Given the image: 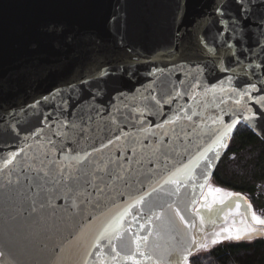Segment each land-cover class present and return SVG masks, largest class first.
<instances>
[{
    "label": "water",
    "instance_id": "water-1",
    "mask_svg": "<svg viewBox=\"0 0 264 264\" xmlns=\"http://www.w3.org/2000/svg\"><path fill=\"white\" fill-rule=\"evenodd\" d=\"M52 23L62 31L49 33ZM261 97L264 0H0V264H113L105 241L91 247L102 223L238 120L207 180L148 198L192 219L239 125L264 141ZM240 197L203 233L197 217V237L244 212L242 194L225 205ZM146 214L130 210L125 237L160 223ZM154 242L167 264L175 242Z\"/></svg>",
    "mask_w": 264,
    "mask_h": 264
},
{
    "label": "snow or ice",
    "instance_id": "snow-or-ice-1",
    "mask_svg": "<svg viewBox=\"0 0 264 264\" xmlns=\"http://www.w3.org/2000/svg\"><path fill=\"white\" fill-rule=\"evenodd\" d=\"M47 31L49 33L57 34L62 31V26L56 23L48 25ZM99 75H106V69H101L98 73ZM255 88V85H252ZM245 92H238L237 103L243 99ZM258 102H264V97H261ZM160 102L157 101V104ZM249 122L252 117L251 114L245 117ZM174 122L173 120L169 121ZM238 120H233L231 123L224 125L221 121V127L216 129L213 134L210 143H208L203 148H198L197 152L186 161L181 162L179 166H174L169 169L168 174L161 180L156 181L155 186L151 187L150 191H143L138 193L132 201L123 209L115 212L111 215L105 222L102 223L100 230L94 236L91 247L97 249L101 247V241H105V247L110 249L111 260L113 264H121V262H130V264H144V261H153V264H163V262L155 256V252L160 248L159 243H153L151 247L149 246V237L155 235L156 241L164 239L167 237L169 240L175 242L171 249L168 251L167 264H189V257L198 251L204 250L208 251L212 246L222 243L224 240H236L240 241L246 239L251 241L258 236H264V218L258 216L254 211H252V206L250 203H246V208L243 213L244 216V227L229 229L224 228L220 232H212L209 234L201 235L199 238L196 235L197 223L196 218H199V232H204V225L206 223L205 216L200 214L199 209H194L195 216L192 219H186L184 215L181 214L180 208L175 205V202L164 201L161 203L159 198L148 199L153 197V193L163 192L167 196L178 195L180 193L181 186L187 187L186 181H193L195 177L201 176L207 180L210 169L214 165V161L219 158L220 151L226 147V142L229 138V133L233 130ZM120 137H117L119 139ZM111 143V142H110ZM107 147V145H104ZM99 151V149H97ZM209 153H213V156H209ZM15 155L7 160L5 163L11 164L15 160ZM90 153L85 152L82 156H77L75 159L77 164L83 163L87 160ZM199 169V173H197ZM39 171H43L40 169ZM81 171L80 169L76 170ZM45 176L49 175V172H43ZM64 176V172L59 173ZM65 179L68 182L73 180L78 181L80 177L78 175H73L72 172H68ZM166 185H174V188H166ZM201 188L204 184L199 185ZM219 192L220 189H215ZM229 197L239 194L228 193ZM242 197L233 201L232 204H226L224 200H220L219 203L225 205L224 207L218 208L215 212L211 213L207 217V222L215 223V219L227 211H231L233 207L237 210L240 208ZM215 202V201H214ZM191 203L195 204V194H192ZM136 208L138 211H142L144 208L147 209L146 219L149 224L155 219L160 221L158 225L153 226V230L147 231L144 235L140 236L133 234L130 237H125V232L130 229L125 225V217L130 214V210ZM167 209H173L175 215H170L167 213ZM211 211V209H210ZM176 217H179L180 223L183 225V231L176 224ZM136 219V216H133ZM140 229H144L145 225L140 224ZM176 234L173 235L172 233ZM222 233H227V235H222ZM83 233H81L82 235ZM179 237V240H177ZM77 239L80 236L76 237ZM114 241H120L119 250H117V245ZM2 255V253H0ZM91 256V252L88 253ZM87 264V262H85Z\"/></svg>",
    "mask_w": 264,
    "mask_h": 264
},
{
    "label": "trees",
    "instance_id": "trees-1",
    "mask_svg": "<svg viewBox=\"0 0 264 264\" xmlns=\"http://www.w3.org/2000/svg\"><path fill=\"white\" fill-rule=\"evenodd\" d=\"M211 181L264 212V141L240 124ZM189 264H264V238L220 243L192 254Z\"/></svg>",
    "mask_w": 264,
    "mask_h": 264
},
{
    "label": "rangeland",
    "instance_id": "rangeland-1",
    "mask_svg": "<svg viewBox=\"0 0 264 264\" xmlns=\"http://www.w3.org/2000/svg\"><path fill=\"white\" fill-rule=\"evenodd\" d=\"M240 126V125H239ZM215 189H220L219 192H216ZM206 193L209 194L210 196V199H211V204H214V203H218L220 200H225V198L228 197V193H233L229 190H226V189H223L219 186H217L215 183H213L212 181L210 182V184L207 186V189H206ZM215 201V202H214ZM253 211L258 215L260 216L261 218H264V212L261 211L258 212L256 209L253 208ZM244 227V223H240V222H236L233 220V219H230L227 223L219 226V227H216L215 229H213L212 231H210L209 233H212V232H220L222 229L224 228H229V229H235V228H243ZM208 233V234H209ZM222 235H227V233H222ZM257 238H264V236H258L256 237L255 239ZM255 239H252L251 241L255 240ZM242 240H245V241H249V240H246V239H242ZM230 241H236V240H224L222 243L224 242H230ZM241 241V240H240ZM220 244V243H219ZM218 245V244H217ZM216 246V245H215ZM214 247V246H212ZM211 247V248H212Z\"/></svg>",
    "mask_w": 264,
    "mask_h": 264
},
{
    "label": "flooded vegetation",
    "instance_id": "flooded-vegetation-1",
    "mask_svg": "<svg viewBox=\"0 0 264 264\" xmlns=\"http://www.w3.org/2000/svg\"><path fill=\"white\" fill-rule=\"evenodd\" d=\"M233 194H235V193H233ZM228 198H229V196H228L227 198H225L224 202H225ZM248 201H249V200H248ZM210 202H211L210 196H209V194L206 193V191H205L204 195L202 196V198H201V200H200V204H199L198 207L196 208V209H199V210H200V209L204 206V207H203V211H204L205 215L203 214V216H206V217H205V220H206V221H207V217H208L209 215H211V213H210L209 211H206V210H207V206H213V205H215V204H220L219 202H218V203L216 202V203H214V204H211ZM249 203L251 204L250 201H249ZM251 206H252V209H251V210L253 211V205L251 204ZM243 213H244V212H238V213H236V214L231 215V216L229 217V219H228L226 222H223V223L217 225L216 227H219V226H221V225L227 223L230 219H233V220L235 221V223H236V222H240V223H242V221H244ZM216 227H215V228H216ZM215 228H214V229H215Z\"/></svg>",
    "mask_w": 264,
    "mask_h": 264
}]
</instances>
